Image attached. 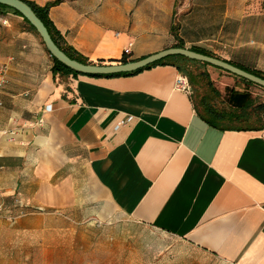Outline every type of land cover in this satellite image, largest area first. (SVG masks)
Masks as SVG:
<instances>
[{"label": "crops", "instance_id": "0c3cea01", "mask_svg": "<svg viewBox=\"0 0 264 264\" xmlns=\"http://www.w3.org/2000/svg\"><path fill=\"white\" fill-rule=\"evenodd\" d=\"M23 1L44 7L55 0ZM176 2L62 0L48 18L89 62L139 60L179 40L264 73L255 58L264 49L235 43L226 22L218 31L210 20L216 4L203 14L197 6L174 14ZM52 67L27 22L0 11V70L7 78L0 92V223L31 231L120 214L225 264H264V130L208 125L192 89L191 95L175 90L182 73L174 66L113 78L53 73ZM214 69L203 71L234 81L225 88L226 106L233 88L252 97L249 89L258 87Z\"/></svg>", "mask_w": 264, "mask_h": 264}, {"label": "rangeland", "instance_id": "374dc122", "mask_svg": "<svg viewBox=\"0 0 264 264\" xmlns=\"http://www.w3.org/2000/svg\"><path fill=\"white\" fill-rule=\"evenodd\" d=\"M213 5L216 14L209 16L211 21L216 19L218 31L224 21L226 30L233 31L235 43L243 40L251 47L264 49V0H177L174 14L182 6L185 12L197 6V14H203ZM221 9H226L227 14L220 15ZM178 16L173 18L177 28ZM238 31L239 36L235 37ZM256 57L264 68V54ZM189 70L193 75L192 97L199 108V101L208 89L198 74L206 71V67L193 66ZM222 76L212 75L210 80L219 92L214 100L216 105L226 107L225 88L233 86L234 81L230 76ZM249 90L256 101H264V89ZM49 226L54 228L26 231L18 230L16 223H0V264H225L180 239L120 214L88 216Z\"/></svg>", "mask_w": 264, "mask_h": 264}, {"label": "trees", "instance_id": "16d2710c", "mask_svg": "<svg viewBox=\"0 0 264 264\" xmlns=\"http://www.w3.org/2000/svg\"><path fill=\"white\" fill-rule=\"evenodd\" d=\"M23 1V0H22ZM28 4L37 17L43 22L45 27L47 28L51 39L56 44V46L65 53L70 59L78 61L83 64H93V62H89L86 59L82 58L76 51H74L71 47H69L65 41L62 39L60 34L56 31L54 26L52 25L51 21L48 18V11L51 7L58 5L62 2V0H55L46 4L44 7H39L34 3L24 1ZM10 10L14 12L16 15L21 16L16 11L0 5V11ZM22 17V16H21ZM25 20V19H24ZM26 21V20H25ZM27 22V21H26ZM29 25V23L27 22ZM31 30L36 33L35 29L29 25ZM177 32V25L175 23L171 26V33L176 38ZM37 34V33H36ZM38 35V34H37ZM173 48H184L183 44L178 40L177 43L173 46ZM193 52L213 57L219 60H222L220 57L204 50L201 48H191L189 49ZM47 51V50H46ZM53 60V73L57 72H66L72 74H79L73 72L72 70L68 69L57 60L52 58ZM128 58H122L118 63H126L129 62ZM225 61V60H223ZM234 67H237L245 72H248L256 77L264 79V73L260 71L250 70L244 68L242 66L236 65L230 61H226ZM98 65H102V62L95 63ZM117 64V63H114ZM170 65L176 67L180 73L187 76L189 81L193 80V75L190 72V67H207L208 64L197 62L194 60H190L184 58L182 56H171L167 57L163 60H160L152 65H149L141 70L132 72V73H125V74H117V75H108V76H95V75H86L91 77H106V78H113V77H120V76H132L137 73H140L144 70L151 69L155 66H165ZM81 75V74H80ZM198 77L205 81L206 87L208 89L207 95L201 97L199 101V113L201 118L210 126L214 128H218L220 130H233V131H249V132H256L264 130V102H255L251 95L242 89L233 88L230 90L229 100L227 102L226 107H221L216 105L215 99L218 97V93L215 90L212 81L209 78V75L205 71H201L198 74ZM238 79L240 85L244 86H256L244 79L235 77ZM264 89V88H262Z\"/></svg>", "mask_w": 264, "mask_h": 264}, {"label": "water", "instance_id": "95a60500", "mask_svg": "<svg viewBox=\"0 0 264 264\" xmlns=\"http://www.w3.org/2000/svg\"><path fill=\"white\" fill-rule=\"evenodd\" d=\"M0 5L8 7L17 13H19L23 19H25L29 25H31L44 44L45 49L52 58L59 63L72 70L73 72L82 75H95V76H108L132 73L141 70L149 65H152L160 60H163L171 56H182L184 58L194 60L197 62L208 64L211 67L220 69L235 77L244 79L260 88H264V79L256 77L248 72H245L237 67L232 66L226 61L219 60L213 57L205 56L196 52H193L187 48H168L161 52L149 55L139 60L129 61L126 63L117 64H83L78 61L70 59L65 53H63L53 42L51 36L43 24V22L37 17L31 7L22 0H0Z\"/></svg>", "mask_w": 264, "mask_h": 264}, {"label": "built area", "instance_id": "2783aa9c", "mask_svg": "<svg viewBox=\"0 0 264 264\" xmlns=\"http://www.w3.org/2000/svg\"><path fill=\"white\" fill-rule=\"evenodd\" d=\"M132 43H130L127 48L124 49V55L125 56H129L131 54V48H132ZM7 84V78L5 75L4 70H0V92L2 90V88ZM174 88L176 91L187 94V95H191V88H190V84L188 81V78L185 75L179 74L176 77L175 83H174ZM0 107H2V101L0 99ZM46 111H50L51 110V106H46L45 108ZM119 124L116 126L118 127ZM3 134H7V132H3ZM10 134V133H9ZM2 209L0 208V211Z\"/></svg>", "mask_w": 264, "mask_h": 264}]
</instances>
